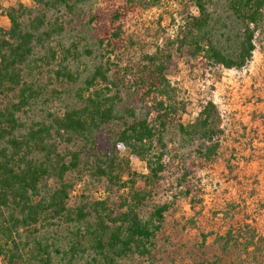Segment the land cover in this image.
<instances>
[{
  "label": "trees",
  "instance_id": "obj_1",
  "mask_svg": "<svg viewBox=\"0 0 264 264\" xmlns=\"http://www.w3.org/2000/svg\"><path fill=\"white\" fill-rule=\"evenodd\" d=\"M22 1L0 27V261L148 256L171 203L191 195L195 159L217 154V108L208 101L183 122L170 54H144L127 80L112 59L120 26H102L94 0ZM263 12L264 0H186L174 44L194 69L240 70ZM161 183L173 185L172 201L141 215ZM220 239L225 247L230 233Z\"/></svg>",
  "mask_w": 264,
  "mask_h": 264
},
{
  "label": "rangeland",
  "instance_id": "obj_2",
  "mask_svg": "<svg viewBox=\"0 0 264 264\" xmlns=\"http://www.w3.org/2000/svg\"><path fill=\"white\" fill-rule=\"evenodd\" d=\"M22 2L31 4L30 0ZM185 2L94 0L91 7L101 17L102 26L110 30L120 26L118 38L111 40L115 43L112 59L127 80H133L144 54H170L172 64L166 73L176 90L183 122L193 121L200 105L208 101L220 119L217 154L212 160H199V165L195 159V172L188 183L191 195L177 197L164 213L150 254L119 264H264V12L255 49L244 68L194 69L197 60L174 44ZM15 3L0 0V27L8 28L5 10ZM116 12L122 14L118 20L112 18ZM131 171L148 172L141 162L132 163ZM172 188V184L157 185L152 199L140 209L141 215L171 202ZM93 194L101 198L104 192ZM227 232L230 239L224 247L220 238ZM52 264L66 263L55 257Z\"/></svg>",
  "mask_w": 264,
  "mask_h": 264
}]
</instances>
